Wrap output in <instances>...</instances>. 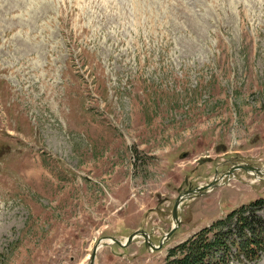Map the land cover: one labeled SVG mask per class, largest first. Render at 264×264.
Wrapping results in <instances>:
<instances>
[{
    "label": "rangeland",
    "instance_id": "rangeland-1",
    "mask_svg": "<svg viewBox=\"0 0 264 264\" xmlns=\"http://www.w3.org/2000/svg\"><path fill=\"white\" fill-rule=\"evenodd\" d=\"M0 141V264H87L136 228L158 244L184 187L264 164V0H0ZM235 172L159 250L106 236L94 264H163L264 196Z\"/></svg>",
    "mask_w": 264,
    "mask_h": 264
},
{
    "label": "trees",
    "instance_id": "trees-1",
    "mask_svg": "<svg viewBox=\"0 0 264 264\" xmlns=\"http://www.w3.org/2000/svg\"><path fill=\"white\" fill-rule=\"evenodd\" d=\"M262 203L264 198L261 197L228 211L222 219L213 220L210 227H202L184 242L168 249L163 264H227L230 255L236 256V259L239 255L247 259L260 256L264 248V234L256 232L255 226L262 227L263 222L254 208ZM244 229L248 230V234L243 232ZM232 248L234 254H231Z\"/></svg>",
    "mask_w": 264,
    "mask_h": 264
},
{
    "label": "water",
    "instance_id": "water-1",
    "mask_svg": "<svg viewBox=\"0 0 264 264\" xmlns=\"http://www.w3.org/2000/svg\"><path fill=\"white\" fill-rule=\"evenodd\" d=\"M234 168H241L243 170L252 169L254 172H258L259 171V169L254 167V165H252V164H249V163H247V164L237 163L236 165H234L229 170L227 169L226 173L230 174V172ZM215 179H216V175L212 179H210V181H208V183H206V184H201V183L197 184V185H195V187L193 189L187 187V189H185L183 191V193L178 194V195L175 196V198L173 200L174 204H173V207L171 208V215L173 217V222L171 223V226L169 227L170 229L166 233H164L162 235V237L160 238V240H159L160 242H159L158 246H155L153 244V242L149 240L147 231H144L142 229H140V230L139 229H135L134 231H132V233L125 238L124 242H121V241L117 240L112 235H108V237L110 239H112L113 242H115V243H118V244H126L127 243V244H129L131 239L133 238V236L139 235V236L143 237V241L145 242V245H147V246L150 245L151 248H153V249L159 248V246L162 245L163 240L167 239L169 237V235L174 231V229L176 228L177 224H179V220L180 219H179L178 214H177V208L179 207V205L182 202L183 198L188 197L191 194H196V192L197 193H202V192L204 193L207 189L211 188V186L215 184ZM96 249H97V244H95L94 248L91 250V253L89 255L90 259H89L88 264H93L94 263V259H95L94 256H95V250Z\"/></svg>",
    "mask_w": 264,
    "mask_h": 264
},
{
    "label": "bare ground",
    "instance_id": "bare-ground-1",
    "mask_svg": "<svg viewBox=\"0 0 264 264\" xmlns=\"http://www.w3.org/2000/svg\"><path fill=\"white\" fill-rule=\"evenodd\" d=\"M234 163H239V162L234 161ZM234 163H231L228 167L232 166V164H234ZM241 164H247V163H244V162H243V163H241ZM249 164H250V163H249ZM232 171H233V170H232ZM235 177H236V174H235L234 176H231V175H230V179H234ZM136 236H139V235H136ZM107 240L111 242L112 239H110L109 237H107ZM99 246H100V244H98V247H99ZM98 247H97V248H98ZM94 257H95V256H94ZM94 260H95V259H94Z\"/></svg>",
    "mask_w": 264,
    "mask_h": 264
}]
</instances>
